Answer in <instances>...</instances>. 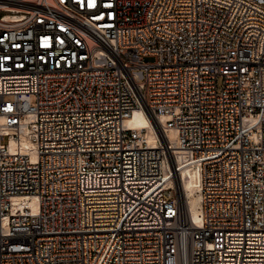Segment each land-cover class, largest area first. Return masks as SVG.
I'll use <instances>...</instances> for the list:
<instances>
[{"label": "built area", "instance_id": "built-area-1", "mask_svg": "<svg viewBox=\"0 0 264 264\" xmlns=\"http://www.w3.org/2000/svg\"><path fill=\"white\" fill-rule=\"evenodd\" d=\"M0 264H264V0H0Z\"/></svg>", "mask_w": 264, "mask_h": 264}, {"label": "bare ground", "instance_id": "bare-ground-1", "mask_svg": "<svg viewBox=\"0 0 264 264\" xmlns=\"http://www.w3.org/2000/svg\"><path fill=\"white\" fill-rule=\"evenodd\" d=\"M127 124L130 127L134 128H144L146 126L151 127L150 122L145 119L139 111H135L133 115L127 119ZM147 139L149 141L152 140V135L150 133H147ZM182 186V190H184L186 197L188 198V208L189 213L192 216V218L196 219L197 213H198V200L199 195L195 193V181L192 176L189 178L184 177L182 179V185L180 183V188Z\"/></svg>", "mask_w": 264, "mask_h": 264}]
</instances>
